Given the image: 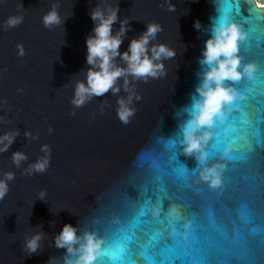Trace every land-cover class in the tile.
<instances>
[{"label":"water","instance_id":"obj_1","mask_svg":"<svg viewBox=\"0 0 264 264\" xmlns=\"http://www.w3.org/2000/svg\"><path fill=\"white\" fill-rule=\"evenodd\" d=\"M105 2L119 5L120 18L130 21L121 51L147 24L157 23L162 31L154 42L177 52L164 62L165 76L130 83L141 100L134 101L136 112L127 125L116 113L118 97L128 95L123 78L117 95L109 92L81 107L71 103L75 84L85 79L88 68L89 12ZM170 3L174 11L165 0H0V100L6 101L0 103V133L19 132L8 151L0 153V178L15 174L0 200V264H48L50 257L63 264L65 250L56 248L53 238L65 223L120 243V226L130 224L146 200L157 199L165 210L171 203L180 205L197 229L195 258L175 264H264V24L237 14L247 31L254 29L240 55L259 71L253 80L234 84L243 99L211 130L207 163L224 165L221 185L213 188L199 179L194 157L184 156L179 144L165 147L160 138L179 139L183 117L176 113L190 102L199 82L198 57L207 38L193 29V20L209 24L214 9L209 0ZM53 6L62 22L47 28L42 18ZM12 16H21L22 22L7 27ZM117 63L123 61L117 58ZM25 131L38 139L26 137ZM43 144L51 149L49 168L25 174L44 155ZM18 150L28 156L19 167L11 158ZM41 190L44 200L38 197ZM158 227L142 217L131 235L143 240ZM37 232L43 233L40 248L29 254L25 241ZM109 259L100 257L98 264Z\"/></svg>","mask_w":264,"mask_h":264},{"label":"clouds","instance_id":"obj_2","mask_svg":"<svg viewBox=\"0 0 264 264\" xmlns=\"http://www.w3.org/2000/svg\"><path fill=\"white\" fill-rule=\"evenodd\" d=\"M209 2L214 9V15L209 17L210 23L204 25L196 18L192 24L195 31L207 33V38L204 39L198 57L199 70L196 76L199 82L191 94L190 102L176 113L177 116L183 117L179 124V139L169 137L165 140L161 137L160 141L169 149H174L179 144L184 156L196 159L199 179L215 188L221 185L224 165L215 163L209 166L207 163L209 155L205 151V146L212 137L211 130L218 123H224L230 109L243 99L240 90L234 84L242 79L253 80L259 71L254 62H245L240 55V46L246 40L248 31L239 21L237 14L245 15L251 23L264 24V0H209ZM165 3L169 11L175 10L170 0H165ZM191 3L199 4L200 0H191ZM119 12V5L111 6L106 2L103 6L96 3L91 8L89 16L93 28L85 38V61L88 68L85 79L78 80L75 84L71 103L75 107H81L94 97H101L109 92L117 95L121 91L118 80L123 78V89L128 95L118 97L116 113L118 119L127 125L136 112L134 101L141 100V97L129 88L130 83L147 82L150 78L165 76L164 62L174 59L177 52L165 43L154 42L158 33L162 31L157 23L147 24L144 31L131 38L127 48L121 51V45L131 25L128 18H120ZM22 19L21 16H12L5 24L7 27H15ZM42 20L47 28L62 22L55 6ZM64 21L65 19L63 23ZM117 23L119 27L114 29ZM17 47L18 54L23 56V46ZM117 58L123 61V64H118ZM0 103L6 101L0 100ZM51 131L49 128V132ZM18 135L19 132L16 130L0 133V153L8 151ZM24 135L38 139V135L33 136L31 131H25ZM41 152L44 155L32 162L24 170L25 174L47 171L50 166L51 149L47 144H43ZM11 158L19 167L28 156L18 150L12 153ZM180 174L187 178L186 169H181ZM14 176L13 172H6L4 177L0 178V200L8 193V184ZM45 195L43 190L38 193L41 200H44ZM142 217H150L151 221L160 227L147 233L146 239L138 240L131 232L140 224ZM119 232L124 239L111 245L109 257L111 260L126 261L130 264H175L177 260L192 259L198 251L196 245L200 242L193 220L185 215L183 208L171 203L165 210L160 199L155 202L146 200L139 207L135 219L128 225H121ZM42 238L43 233L37 232L25 241V248L29 254L38 252ZM129 239L131 243H125ZM165 239L171 240L172 243L163 242ZM53 240L56 248L65 250L63 264H98V259L107 245V242L94 231L81 232L80 228L72 223L63 224ZM48 264H56V258L50 257Z\"/></svg>","mask_w":264,"mask_h":264},{"label":"snow or ice","instance_id":"obj_3","mask_svg":"<svg viewBox=\"0 0 264 264\" xmlns=\"http://www.w3.org/2000/svg\"><path fill=\"white\" fill-rule=\"evenodd\" d=\"M249 33L253 32L254 29L253 28H250L249 30ZM125 243H131V240H126ZM111 242L109 241L106 245V248H105V251L104 253H102L101 257H109V253L111 251ZM107 264H130V262H126V261H114V260H111L109 259Z\"/></svg>","mask_w":264,"mask_h":264}]
</instances>
